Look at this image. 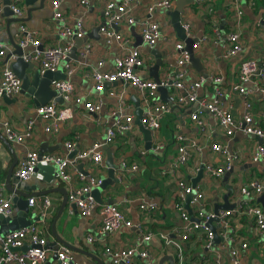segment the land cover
Instances as JSON below:
<instances>
[{"label": "crops", "instance_id": "0c3cea01", "mask_svg": "<svg viewBox=\"0 0 264 264\" xmlns=\"http://www.w3.org/2000/svg\"><path fill=\"white\" fill-rule=\"evenodd\" d=\"M25 1L20 5L22 14L19 16V20L12 21L13 18L17 17L5 13L4 1L0 0L2 6L0 42L6 46L5 57L0 58V76L2 67L6 64L11 68L10 64L14 61L12 55L7 58V51L14 50L12 42L19 43L20 25H24L26 29L34 32L41 47H50L63 42L59 35V27H61L62 22L73 25L76 19L83 18L86 33L83 37L73 40L72 51L68 58L53 72V80L69 79L73 83L74 94L86 100H100L102 105L99 111L90 113L82 103L64 101L60 104L56 101L60 107L70 108L72 116L58 122L55 130L46 132L44 128L49 121L36 115L35 108L37 105L31 96L27 97L20 93L11 97L14 100L12 102L8 100L10 99L8 97H6L7 99L0 98V134L4 138V121L9 122L16 130L20 131L25 127L28 120H35L33 133L30 137L25 138L21 143L9 141L12 150H9L0 141V183L4 184L8 169L13 162L12 173L15 175L25 153L31 149L39 151L44 142L51 149L45 152L55 154L66 152L64 146L66 141H72L75 144V150L72 153L90 146L93 142H105L106 129L110 120L115 117V115L109 117V114L112 110H116L120 103H123L126 111L131 112L134 116L131 131L117 134L111 142L104 145L101 150L102 160L99 163L84 161L80 163L82 164L81 167L78 164V168L85 173L89 172L102 176L105 180L109 178L108 161L110 159L116 166L114 178L103 187L93 188L92 195L99 206L89 216H82L76 206L72 204L73 202L67 200L56 221V232L75 248L87 250L99 259L97 261L79 250L71 249L74 260L78 264H111L110 257L105 254L106 248L132 246L140 240L142 234L147 232L153 234L150 240L144 244L151 254L153 264H158L160 259L166 255L172 256L173 264H178L175 248L173 246L165 247L163 240L158 236L159 232H164L171 238H179L178 233L182 222L174 207V204L180 201L176 182L184 180L192 185V179L198 175L202 165L206 163H211L214 166L220 164L223 161V154L215 153L210 149V144L219 142L228 150L239 152V159L234 163V167L238 169L234 170L227 180H224V175L219 178L202 170V175L196 182V186L204 194L202 205L207 211H213L215 205L223 204L225 200L229 204H234L233 207L238 205L243 198L239 190L242 185L252 179L264 183V170L262 169L264 163L252 160L253 149L261 142V139L240 132L227 136L218 125L216 118L206 109H202L201 118L204 121V126L203 129H200L190 118V114L196 109L197 104L188 103L172 105L169 112L162 114L160 125L156 130L143 126L150 130L151 141L149 144L139 124L136 123L137 111L142 116L143 105L138 92L130 84L106 83L103 90H94L91 72L95 69L100 71L111 70L115 57L133 47H139L144 59V65L137 69L138 75L146 79H153L150 67L154 64L156 57L142 43L139 29V23L147 19L148 16L158 21L163 34L162 39H159L154 47L162 59L158 71L159 78L164 75L167 68L170 69L175 65L174 44L183 40L172 30L169 12L175 8L177 0L174 1L171 10L155 7L151 13L147 12V7L152 5L155 0H138L133 11L136 24L121 23L116 26V29L129 39L124 47L115 42L106 44L99 32L98 36L93 32L98 25L105 23L104 9L106 3L116 0H86L87 4L85 5L81 4V0H61L59 10L64 18L62 22L53 17L52 0H44L42 3L40 0H33L29 4ZM208 6L211 8V12L208 11ZM238 6L243 12L239 24L234 23L235 12L228 0H206L203 5H199L197 0H191L183 5L180 16L181 22L189 21L191 23V34L200 40L198 46L193 49V53L200 59L202 66L199 71L191 63L189 64L187 67L189 77L184 78L185 88L190 85L192 80L204 77L206 80L197 89V94L200 99L210 101L213 99L216 86L210 81V77L222 76L223 79L218 85L224 94L219 98V102L223 107L230 108L236 118H240L245 110L244 100L246 96L231 92L229 88L232 83L237 82L236 73L240 61L249 58L264 61V26L256 25L264 15V0H238ZM210 14L215 15L221 29L222 35L219 40L213 36L210 29ZM232 30L240 33L243 49L236 57L224 58L223 52L227 47L225 37ZM88 45L90 48L82 55V50ZM32 48V46L26 47L25 53L31 51ZM99 60H103L104 64L98 68L97 62ZM65 62H70L74 68L70 75L65 73ZM25 72L30 73V70L26 69ZM244 85L251 90L247 94V98L252 103L253 116L264 129V95L257 92L252 83ZM175 91L172 88L171 92L165 95V99L160 96L158 91V100L155 103L167 102L169 93L176 94ZM177 92L183 93L184 91L177 90ZM157 113L160 114V112ZM178 135L194 140L200 149H191L187 161L174 167L178 154ZM69 155L68 157H70ZM122 161L128 165H137V169L124 171L119 177ZM68 171L73 176V184L76 187L80 186L83 182L78 179L77 173L71 167ZM42 172L49 175L47 170ZM26 182L36 186V190L65 187L68 193L67 185L57 176L49 185H46L40 177L32 175ZM3 193L10 199L13 196L5 188ZM32 196L36 197V202L33 206L27 204L29 207V212L25 213L27 218L32 219V223L46 229L44 235L47 237V242L55 240L52 234V221L61 206L62 193L52 190L44 195ZM45 196L50 199L51 205L47 217L40 222L41 198ZM189 200L190 196L185 197L184 207L192 217H195L197 207L190 205ZM108 202L116 204L128 219L139 224L141 230L136 227H122L111 233H101L100 205ZM254 202L259 206H264V198L261 201L255 198ZM151 203L157 206L152 211L143 210L140 207L141 204L148 205ZM16 212L17 208L13 207L12 215ZM233 224L238 235L248 242V248L241 252V264H264V231L258 232L256 230L254 219L248 214H240L233 220ZM88 235L93 237L91 242L87 239ZM182 245L185 264H231L228 247L224 246L219 238L208 252L205 250L201 241V234L198 232H194L187 241L182 242ZM27 247L26 242L21 250H25ZM47 249V259L43 264H59L54 257V250ZM136 263L149 264L147 259L139 257L136 259ZM162 264L172 263L168 259H164Z\"/></svg>", "mask_w": 264, "mask_h": 264}, {"label": "built area", "instance_id": "2783aa9c", "mask_svg": "<svg viewBox=\"0 0 264 264\" xmlns=\"http://www.w3.org/2000/svg\"><path fill=\"white\" fill-rule=\"evenodd\" d=\"M175 0H155V2L147 7V12L151 13L155 7H161L165 10L173 8ZM24 0H10L9 8L13 15L17 18L22 14L21 3ZM61 0H52L51 8L53 17L59 22L64 19L59 10ZM81 4H87L86 0H81ZM199 5H203L206 0H197ZM230 6L235 12V24L240 23L243 15L242 9L238 6V0H228ZM138 0H116L108 1L104 9L105 23L101 24L99 33L106 44L117 43L124 47L129 39L116 26L125 23L127 25L136 24L133 14ZM209 8V6L207 7ZM208 11H212L209 8ZM1 13L2 6L0 5V30H1ZM182 27L187 36L194 38L191 34V23L189 21H182ZM210 29L216 39H221V29L214 14L209 15ZM256 25L264 26V15L256 23ZM142 43L149 49L155 47L159 39H162L163 34L160 24L157 20L150 18L139 23ZM86 29L83 18L76 19L73 25L62 22L59 27V35L63 42L50 47H41L39 39L35 36L33 31L26 29L24 25L19 28V45L22 48L32 46V50L23 53L22 59L25 61L35 63L41 70L54 72L64 62L69 53L72 51L73 40L81 38L85 35ZM225 40H227V47L223 52L224 58L236 57L243 49V43L238 31L232 30L227 33ZM200 40L198 39L192 46L195 49ZM90 46L88 45L81 54H85ZM6 46L0 42V58L5 57ZM175 65L170 69H166L164 75L156 82L154 79H146L138 75L137 69L144 65V59L141 56L139 47H133L125 51L121 55L115 57L113 68L107 71H100L95 69L91 72V77L94 81V90L101 91L106 83L122 82L130 84L139 94L142 108V116H140V124L151 130H156L160 125V118L163 113L170 111L172 105L196 103V109L190 114V118L195 124L203 129L204 121L201 118L202 109H206L213 117L216 118L218 125L222 128L227 136H232L236 132L245 135H253L261 139L252 152V160L254 162L264 163V129L260 123L255 120L252 113V103L247 98V94L251 92L244 84L252 83L254 89L260 94L264 95V61H258L253 58L243 59L240 61L236 78L237 82L231 84L229 91L237 92L246 96L244 100V112L240 118H236L230 108H225L219 102V98L223 96L224 92L219 87L222 81V76H211L210 81L214 84V96L210 101L200 99L197 94V89L205 82L204 77H198L192 80L190 85L185 88L184 78L189 77L188 66L190 64V56L185 49L183 41H177L174 44ZM13 59L16 55H12ZM104 64L103 60L97 62L98 68ZM65 73L72 74L74 68L70 62L64 63ZM51 87L57 91V95L62 97L63 102L74 101L82 103L86 110L90 113L99 111L101 108V101H91L74 94L73 83L69 79H55L51 81ZM164 87L171 92L172 88L175 93H169L167 102L155 103L158 100V88ZM21 80L8 66L4 65L0 76V98L15 97L20 94ZM177 90H183V93H178ZM121 99V98H120ZM157 112H160L158 114ZM35 113L41 119L49 121L44 128L46 132L55 130L58 122L68 119L72 116L71 110L68 107H60L55 99L53 101L39 105L35 108ZM115 115L113 120L106 129L105 142H93L90 146L75 150V144L72 141H66L64 146L66 152L64 154H55L52 152H42L37 150H28L25 156L19 163L15 171V176L19 181H27L33 174L34 168L39 163H46L54 167L56 176L63 181L68 187V200L73 202L82 216L91 215L92 211L99 206L92 195L93 188L99 187L103 183L102 176L93 173H85L78 168V164L89 161L91 163H99L102 160V147L111 142L113 138L119 133L131 131L134 116L131 112L126 111L123 103H120L116 110H112L109 114ZM34 119L27 121L25 127L18 131L9 122H3V134L8 141L21 143L25 138H28L33 133ZM178 154L174 167L184 164L191 149H200L198 144L186 136L178 135ZM159 148V146H158ZM210 149L215 153L223 154V161L214 166L211 163L202 165V169L208 174L221 178L225 172L229 171L234 163L239 159V152L230 151L219 142L210 144ZM72 153L71 157H68ZM69 167L77 173V177L83 183L80 186L73 184V176L68 171ZM137 165H128L125 161L120 163V175L124 171H135ZM177 194L180 201L174 204V207L179 214L182 222L178 233V239L167 236L164 232H159L158 236L163 240L165 247L173 246L176 250L178 264H185L184 251L182 242L187 241L194 232L201 234V241L205 250H211L215 243V238H219L224 246L228 247L229 260L231 264H241V252L248 248V242L244 240L234 229L233 220L240 214H248L254 219L255 228L258 232L264 231V206H259L254 202L264 192V183L257 179H252L240 187V193L243 198L238 205L233 208L221 209L217 212L207 211L202 205L204 194L198 186H193L186 183L184 180H178ZM4 184L0 183V216L9 217L13 214L12 202L9 197L4 195ZM190 196L189 203L193 207H197L195 217L188 212L184 207L185 197ZM36 197L31 196L27 199L29 206L35 205ZM41 205L39 210L40 222L44 221L49 213L51 201L48 197L41 198ZM143 210L152 211L157 208L156 204L148 205L141 204ZM101 215V233H111L119 230L122 227L138 228L141 230L139 224H135L128 219L122 210L114 203H103L100 205ZM46 229L36 223L28 226L12 230L4 235L0 234V264H43L47 259L48 249L47 237L44 235ZM153 236L151 232L142 234L140 240L135 242L132 246L122 248H106L105 254L110 257L111 264H137L136 259L145 258L149 264H153L151 254L145 243H147ZM88 241H92L91 235L87 236ZM27 242L28 247L21 250L22 246ZM56 259L59 264H78L74 260L71 248L67 245L61 244L57 247ZM151 261V262H150Z\"/></svg>", "mask_w": 264, "mask_h": 264}, {"label": "water", "instance_id": "95a60500", "mask_svg": "<svg viewBox=\"0 0 264 264\" xmlns=\"http://www.w3.org/2000/svg\"><path fill=\"white\" fill-rule=\"evenodd\" d=\"M3 1H4V5H5L4 12L9 14V15H13L12 11L10 10V8L8 6L10 3V0H3ZM32 1L33 0H26L25 2L27 4H29ZM40 1L42 3L44 0H40ZM189 1H191V0H177L176 1L175 8L169 12V14L171 16L170 22L172 24V30L175 31L177 36L180 39H182L185 43V49L190 56V63L197 70L200 71L201 67H202L201 63H200V59L194 55L193 48H192L193 44L198 39H197V37L191 38V37L186 35V33L182 27L181 20H180L181 13L183 11V5L185 3H188ZM18 20H19V18H13L12 19V21H18ZM100 27H101V24L98 25L95 28V30H93V32H95L97 34V36H98V32H99ZM12 46H13L14 50L7 51V54H8L7 58H9L11 55H16V58L14 59L13 62H11L10 66H11V69L14 71V73L21 80L20 93L24 94L27 97L31 96L33 98V102L37 106L46 104L49 101H51L52 99H55L57 102H59L61 104L63 102L62 97L57 95V91H55L51 87V81L53 80V72L48 71V70L41 72L40 68H38L35 63L23 60L22 55H23V53H25V49H23L19 45L18 42H12ZM150 51L156 57L154 64L150 67V72H151L153 79L156 82H158L159 81L158 71H159V68L162 64V59H161L160 53L155 48L150 49ZM26 69H29L30 73H26L25 72ZM158 91L161 94L160 96L163 99H165L166 98L165 95L168 94L169 89L164 88V87H159ZM4 98L7 99L6 97H4ZM8 100H10L11 102L14 101L13 98H10ZM136 123L139 124L140 129L142 130L145 139H147L149 141V144H150V141H151L150 130L144 128L140 124V115H139L138 111H137ZM255 138H257V137H255ZM0 141H2L9 148V150H12L10 142L6 138H4L2 136V134H0ZM50 150H51L50 146H48L46 144V142H44L41 144L39 152L42 153V152L50 151ZM69 156L71 157L72 154H70ZM13 164H14V162L10 165V167L8 169L7 176H6V179L4 182V187L8 193L13 195L11 200H12L13 207L17 208V212H16V214L9 216V217H5V218L0 216V234L4 235V234H6L12 230H15V229H18L21 227H25V226L32 224V219L27 218V216L25 214V213L29 212V207L27 205V199L29 197H31L32 195H37V196L38 195H44V194H47L48 192H50L52 190H56V191H59L62 193V202H61V206H60L55 218L52 221V234L54 235L55 240L48 241L46 247L51 249V250H54V257L55 258H56L55 251H56L58 245L61 243V244L67 245L71 249L79 250V251L83 252L85 255H87L91 258H94L95 260L98 261L99 259L96 255H94L93 253H90L87 250H81V249L75 248V246L66 242L56 232V229H55L56 221L59 218V216H60V214H61V212H62V210H63V208H64V206L68 200L67 190L65 189V187H50V188L43 189V190H36V186L29 185L26 181H19L18 177L12 173ZM81 165L82 164H80L79 167H81ZM108 166H109V178L103 180L102 185H100L102 187L104 185L110 183L111 180L114 178V169L116 166L112 163V161L110 159L108 161ZM260 167H262V166H260ZM237 169H238L237 167L233 166L229 171L225 172L224 180H227L228 177L231 175V173ZM262 169L264 170L263 167H262ZM43 170H47L49 172V175L44 174L42 172ZM202 170L203 169L201 168L198 171V175L192 179V185L193 186L196 185V182L201 177ZM32 176L40 177V179L46 185H49L53 182L54 178L56 177V171H55L54 167L51 165H48L46 163H39L34 168ZM263 198H264V194L260 195L257 199L261 201ZM233 205L234 204H229L228 201L225 200L223 204L215 205L213 211L217 212L220 209H228V208L233 207ZM187 207H188V205H187ZM217 239L218 238H215V242H217ZM164 259H168L173 264V258H172V256H169V255L163 256L160 259L158 264H162V261Z\"/></svg>", "mask_w": 264, "mask_h": 264}]
</instances>
